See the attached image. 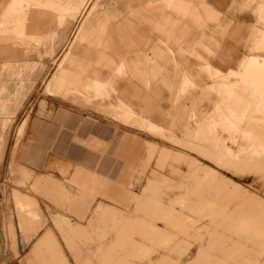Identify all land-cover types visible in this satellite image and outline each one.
<instances>
[{
  "label": "rangeland",
  "instance_id": "1",
  "mask_svg": "<svg viewBox=\"0 0 264 264\" xmlns=\"http://www.w3.org/2000/svg\"><path fill=\"white\" fill-rule=\"evenodd\" d=\"M9 1L0 0V45L11 46L5 55L0 50V87L1 83L7 87L0 98L6 100L8 108L7 112L2 107L5 113L0 110V264H22L28 259L40 262L39 257L47 250L43 245L39 247V243L48 232L68 264H264V84L260 87L253 77L241 74L243 63L242 70L236 71L237 76L210 65L211 80L202 70L203 61L192 51H198L226 70L228 63L223 65L220 57L233 54L237 59L247 53L245 38L250 35L251 27L258 26L263 30L254 51L264 53V10L262 24L257 16L259 4L264 0H210L220 12L219 20L233 23L222 45L216 46L208 36L201 37L202 31L197 27L182 36L179 43L182 53H179L191 61L195 74L201 75L196 82L211 86L204 91H179L177 96L181 98L176 112L179 123L172 125V129L148 123V130L158 136L150 135L161 148L151 156L133 186L140 193L135 211L123 215L102 207L101 213L93 212L84 229L79 219L69 217L70 223L81 230L74 232L75 239L69 243L62 237V222L55 221L57 212L48 208L43 212L34 200L25 202L29 207H22L17 193L21 188L41 194L37 190L40 180L22 166V150L23 161L30 160L33 165L30 157L27 159L31 156L27 154L30 136L44 131V121L53 114L77 110L99 115L107 122L115 121L105 107L116 98L111 93V97L101 99L109 96L103 84L95 83L98 98L93 101L76 100L72 91L68 94L69 84L62 72L68 59L63 52L65 42L51 38V30L60 29L68 40L82 15L96 12L95 8L100 10L97 4L114 0H69V4L77 2L76 8L54 11L61 13L59 23L47 6L33 10L28 17L29 10H23L17 0L19 5L5 10ZM23 1L27 0H20ZM171 7L166 5V11L173 13ZM67 19L68 26H63ZM24 22L26 36L23 37ZM207 22L210 33L216 29V23ZM237 25L241 31L232 36ZM155 33L159 36V32ZM6 36L16 38L17 42L4 41ZM30 37L41 38L42 42H29ZM200 43L210 46L214 53L204 50ZM49 47L54 48L51 54L46 52ZM156 60L161 62L157 70L162 71L164 78L158 76L157 94L150 88L144 87V91L153 95L160 108L168 110L172 108L167 100L171 91L163 81L170 76L168 70L173 65L166 64L169 58L156 57L151 64L157 65ZM234 78H239V82L233 81ZM192 85L188 81L185 87ZM240 138L248 142V147L235 153L234 145L239 144ZM185 184L191 185V189H185ZM19 208L25 210L21 215L29 220L25 228L20 225ZM29 212L38 217L33 220L32 215H27ZM49 244V240L44 243Z\"/></svg>",
  "mask_w": 264,
  "mask_h": 264
},
{
  "label": "crops",
  "instance_id": "2",
  "mask_svg": "<svg viewBox=\"0 0 264 264\" xmlns=\"http://www.w3.org/2000/svg\"><path fill=\"white\" fill-rule=\"evenodd\" d=\"M17 2L22 5L23 10H29L28 17L33 10L49 7L48 10L52 9L58 23L61 13L54 11H61L66 7L73 9L77 5L75 1L69 4V0ZM97 5L101 6L100 10L95 8L98 12L82 15L68 40L65 31H59L60 29L51 30V38L65 42L63 52L65 57L68 55V59L62 72L69 84L68 94L72 91L76 100L93 101L98 98L94 92L95 83L103 84L109 96L105 95L101 99L111 97V93L116 98L114 103L105 107L115 121L107 122L99 115L82 114L77 110L66 114H53L52 118L44 121V131L34 132L30 136L31 146L27 154L31 156L27 159L30 157L35 166L29 163L30 160L27 163L23 161L25 152L22 150V166L32 171L38 181L40 180L37 190L41 194L21 188V192H17L18 199L24 208L28 206L25 202L34 200L43 212L47 208L57 212L55 221L62 222V237L68 243L75 239L74 232H81L79 228L87 225L93 212H102L99 210L102 207H109L123 215L135 211L140 193H136L133 186L151 156L159 153L158 148H161L150 135L158 136L148 130V123L172 129V125L177 126L179 123L176 113L179 110L177 103L181 98L177 96L179 91H204L211 86L197 83V77L201 75L199 72L195 74L191 61L180 55L182 48L179 43L182 36L189 35L194 28L200 27L201 37L208 36L215 41L216 46H221L224 35L228 34L233 25L231 20H219L220 12L210 0H114ZM166 5H171L174 12L166 11ZM259 5L258 23L262 24L264 3ZM10 6L11 0L5 3L4 9L8 10ZM68 19L63 26H68ZM209 20L215 21L216 29L207 33ZM25 24L26 22L22 27L23 37L26 36ZM144 25L149 27L143 28ZM154 30L159 32V36ZM262 30L258 26L251 27L250 35L245 38L244 48L247 53L240 58H234L233 54L220 57L223 65L228 63L226 70L216 66L198 51H192L203 61L202 70L208 73L211 80L213 79L208 72L210 65L224 72H240L247 57H264L263 52L254 51V45L260 39L259 32ZM240 31L241 27L237 25L233 28L232 36H237ZM4 39L17 42L14 37L6 36ZM32 40L42 42L41 38L34 37H30L28 41ZM200 44L207 52L214 53L207 44ZM10 48V45H0L3 55ZM46 52L51 54L54 48L49 47ZM154 57L160 60L169 58L166 64L171 67L173 65V69L168 70L170 76L163 81L171 91L167 100L172 103V108L168 110L160 108L152 98L153 95L144 91L145 87L154 90L153 94L158 93V85L155 83L160 79L158 76L162 75V71L157 70L162 65L159 60H156L157 65H152ZM232 80L239 82L240 79ZM188 81L193 85L185 87ZM5 91L7 87L1 83L0 94ZM122 102L127 106L124 107ZM2 107L7 108V102L0 98L1 111ZM6 111L8 112V108ZM238 142V145H234L235 153H241L239 150L248 147L245 139L240 138ZM22 171L25 170L22 168ZM20 210V215L25 212L24 209ZM27 215H32L33 220L38 217L30 212ZM20 217V225L25 228L29 220L24 215ZM69 217L79 219L81 226L76 229L70 223ZM53 238L51 232L41 238L39 247L43 245L47 253L41 254L40 262L35 263L68 264L63 252L53 244ZM48 240L49 246L44 245ZM35 263L32 259L22 262Z\"/></svg>",
  "mask_w": 264,
  "mask_h": 264
},
{
  "label": "bare ground",
  "instance_id": "3",
  "mask_svg": "<svg viewBox=\"0 0 264 264\" xmlns=\"http://www.w3.org/2000/svg\"><path fill=\"white\" fill-rule=\"evenodd\" d=\"M20 4V3H19ZM17 2H15V0H12V2H11V6L12 7H16L17 5H19ZM257 34V33H256ZM209 67H211V66H209ZM229 74H232V75H236L237 76V74H238V72H236V71H230L229 72ZM241 74H243V75H247V76H250V77H253L254 78V80H253V82H257L258 84H260V87H262V84H264V59L261 61L260 60V58L259 57H256V56H250V57H248L247 59H246V61L245 62H243V71H242V73ZM187 76V75H186ZM244 77V76H243ZM190 82V81H189ZM190 83H192V82H190ZM223 86V85H222ZM221 86V87H222ZM226 86V85H225ZM212 176V175H211ZM215 179V178H214ZM213 179V180H214ZM214 182V181H213ZM238 185V184H237ZM185 189H188V190H190L191 189V185H186L185 184ZM193 192V191H192ZM210 194V193H209ZM202 195V194H201ZM200 195V196H201ZM212 195V194H211ZM255 195V194H254ZM199 196V197H200ZM204 196V195H203ZM214 196V195H213ZM212 197V196H211ZM224 197H226V196H224ZM252 197V196H251ZM202 198V197H201ZM227 198V197H226ZM253 198V197H252ZM205 199H206V197H205ZM209 199V198H208ZM207 199V200H208ZM211 199V198H210ZM225 199V198H224ZM224 199H222L221 200V202L224 200ZM259 199V198H258ZM211 200H213V199H211ZM220 200V199H219ZM227 200H228V198H227ZM253 200H255V199H253ZM214 201V200H213ZM21 202V201H20ZM205 202V201H204ZM204 202H202V204L204 205ZM209 202V201H208ZM212 202V201H211ZM224 202V201H223ZM222 202V203H223ZM258 202V201H257ZM201 203V202H200ZM215 203V202H214ZM221 203V204H222ZM231 203V202H230ZM227 204V203H226ZM264 204V203H263ZM205 206V205H204ZM212 206H213V204H212ZM228 206H229V204H228ZM198 207V206H197ZM214 207V206H213ZM222 207V206H221ZM173 208V207H172ZM216 208H218V207H216ZM219 209V208H218ZM173 210V209H172ZM198 210V209H197ZM220 210V209H219ZM195 211V210H194ZM224 211V210H223ZM234 211V210H233ZM236 211V210H235ZM227 212V211H226ZM183 213V212H182ZM222 213V212H221ZM211 214V213H210ZM225 214V213H224ZM236 215V214H235ZM242 215V214H241ZM173 217V216H172ZM185 217H187V216H185ZM203 217V216H202ZM205 217V216H204ZM215 217V216H214ZM250 217V216H249ZM209 218V217H208ZM211 218V217H210ZM238 218V217H237ZM254 218V217H253ZM172 219V218H171ZM212 219V218H211ZM215 219H216V217H215ZM246 219V218H245ZM182 220V219H181ZM213 220V219H212ZM234 220V219H233ZM244 220V219H243ZM255 220H256V218H255ZM209 221V220H208ZM216 221V220H215ZM245 221V220H244ZM182 222V221H181ZM197 222V221H196ZM237 222V221H236ZM194 223V222H193ZM200 223V222H199ZM229 224V223H228ZM233 224H234V222H233ZM193 225V224H192ZM219 225V224H218ZM223 225H224V223H223ZM259 225V224H258ZM186 226V225H185ZM235 226V225H234ZM247 226V225H246ZM261 226V225H260ZM259 226V227H260ZM178 227V226H177ZM195 227V226H194ZM205 227H208V226H205ZM236 227H238V226H236ZM241 227V226H240ZM212 228V227H211ZM218 228V227H217ZM227 228V227H226ZM231 228V227H230ZM229 228V229H230ZM248 228V227H247ZM251 228H254V227H251ZM258 227H256V229H257ZM191 229V228H190ZM200 229H201V227H200ZM209 229V228H208ZM242 229V228H241ZM243 229H244V227H243ZM185 230H188V229H185ZM214 230V229H213ZM216 230V229H215ZM246 230V229H245ZM182 231H184V230H182ZM226 231V230H225ZM224 231V232H225ZM233 231V230H232ZM242 231V230H241ZM241 231H239V232H241ZM216 232H217V230H216ZM182 233V232H181ZM185 233H186V231H185ZM210 233V232H209ZM219 233V232H218ZM223 233V232H222ZM227 233V232H226ZM246 233V232H245ZM264 233V232H263ZM233 234V233H232ZM257 234V233H256ZM261 234V233H260ZM259 234V235H260ZM191 235V234H190ZM235 235V234H234ZM243 235V234H242ZM194 236V235H193ZM219 236V235H218ZM264 236V235H263ZM202 237V236H201ZM215 237V236H214ZM248 237V236H247ZM256 237V236H255ZM198 238V237H197ZM240 238V237H239ZM250 238V237H249ZM199 239V238H198ZM197 239V240H198ZM203 239V238H202ZM219 239V238H218ZM222 239V238H221ZM255 239V238H254ZM262 239H263V237H262ZM224 240V239H223ZM231 240V239H230ZM233 240V239H232ZM250 240V239H249ZM256 240H257V238H256ZM202 242V241H201ZM206 242V241H205ZM227 242V241H226ZM203 243H204V239H203ZM202 243V244H203ZM188 244V243H187ZM205 244V243H204ZM227 244V243H226ZM196 245V244H195ZM189 246V245H188ZM156 247V246H155ZM198 247H200V246H198ZM203 247H201V249H202ZM200 249V248H199ZM204 252H206V251H204ZM210 253V252H209ZM203 255V254H202ZM205 258V257H204Z\"/></svg>",
  "mask_w": 264,
  "mask_h": 264
}]
</instances>
